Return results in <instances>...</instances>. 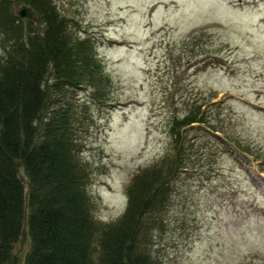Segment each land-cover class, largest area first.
I'll use <instances>...</instances> for the list:
<instances>
[{
	"label": "rangeland",
	"instance_id": "rangeland-1",
	"mask_svg": "<svg viewBox=\"0 0 264 264\" xmlns=\"http://www.w3.org/2000/svg\"><path fill=\"white\" fill-rule=\"evenodd\" d=\"M53 2L113 81L105 103L75 91L94 216L124 212L131 178L171 153V123L201 104L216 131L182 127L186 164L147 251L155 264H264V0ZM30 246L15 244L16 264Z\"/></svg>",
	"mask_w": 264,
	"mask_h": 264
},
{
	"label": "trees",
	"instance_id": "trees-1",
	"mask_svg": "<svg viewBox=\"0 0 264 264\" xmlns=\"http://www.w3.org/2000/svg\"><path fill=\"white\" fill-rule=\"evenodd\" d=\"M22 3L39 27L14 12ZM0 32V264L17 263L13 249L26 234L24 264H155L145 240L186 164L182 127L216 131L201 104L171 123V153L131 178L124 212L99 221L76 138L75 91L88 88L94 103L111 98L94 39L74 33L53 0H0Z\"/></svg>",
	"mask_w": 264,
	"mask_h": 264
},
{
	"label": "water",
	"instance_id": "water-1",
	"mask_svg": "<svg viewBox=\"0 0 264 264\" xmlns=\"http://www.w3.org/2000/svg\"><path fill=\"white\" fill-rule=\"evenodd\" d=\"M30 11H31V9L29 7L23 6L22 9H20L18 11V14L22 18H25V17H33V13L30 12Z\"/></svg>",
	"mask_w": 264,
	"mask_h": 264
}]
</instances>
